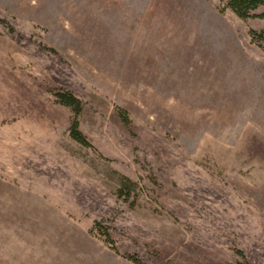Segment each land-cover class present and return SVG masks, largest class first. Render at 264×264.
I'll return each instance as SVG.
<instances>
[{
  "label": "rangeland",
  "instance_id": "obj_1",
  "mask_svg": "<svg viewBox=\"0 0 264 264\" xmlns=\"http://www.w3.org/2000/svg\"><path fill=\"white\" fill-rule=\"evenodd\" d=\"M255 12L0 0V264H264Z\"/></svg>",
  "mask_w": 264,
  "mask_h": 264
},
{
  "label": "trees",
  "instance_id": "obj_2",
  "mask_svg": "<svg viewBox=\"0 0 264 264\" xmlns=\"http://www.w3.org/2000/svg\"><path fill=\"white\" fill-rule=\"evenodd\" d=\"M224 2V8L230 9L238 17L246 19L256 15H262L263 13L257 14L255 9L260 5L264 4V0H221ZM252 39L260 41L264 40V28L261 31H252ZM57 97L64 104H67L73 108L74 111L79 112L82 106L81 100L73 93L68 91L56 93ZM78 120L75 119L71 123V136L78 142L85 143L86 138L79 128ZM238 264H244L238 262Z\"/></svg>",
  "mask_w": 264,
  "mask_h": 264
}]
</instances>
